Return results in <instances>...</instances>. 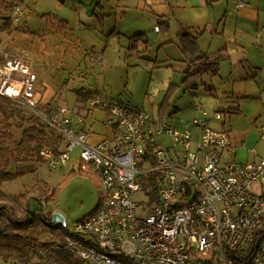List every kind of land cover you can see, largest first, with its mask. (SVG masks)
<instances>
[{
    "label": "built area",
    "instance_id": "obj_1",
    "mask_svg": "<svg viewBox=\"0 0 264 264\" xmlns=\"http://www.w3.org/2000/svg\"><path fill=\"white\" fill-rule=\"evenodd\" d=\"M23 15L17 6L11 18L18 23ZM3 57L0 96L63 139L62 150L41 149L44 164L66 167L78 151L80 170L100 179L99 210L75 223L72 231L63 226L59 240L78 261L264 264V160L239 162L229 132L213 128L201 108L203 118L177 129L144 110L93 97L91 105L107 111L106 125L113 131L111 138L94 145L82 130V116L37 98L38 76L31 64ZM214 113L213 119H219ZM41 207L38 215H48L45 200Z\"/></svg>",
    "mask_w": 264,
    "mask_h": 264
},
{
    "label": "rangeland",
    "instance_id": "obj_2",
    "mask_svg": "<svg viewBox=\"0 0 264 264\" xmlns=\"http://www.w3.org/2000/svg\"><path fill=\"white\" fill-rule=\"evenodd\" d=\"M113 6L112 0H23L21 22L15 24L12 34L1 37L10 51L29 55L34 72L47 85L48 93L57 95L52 103L70 108L74 114L78 115L74 109L78 102L84 101L91 93H99L108 102L127 104L160 120V110L168 100L163 118L177 129H183L185 122L203 118L198 110L201 107L213 128L232 132L251 129L262 136L264 95L241 105L233 100L227 103L220 71L218 76L207 74L196 79L197 86L190 87L184 81V74L161 64L166 59L164 50L174 52L175 49L181 56L176 34L156 35L150 30L147 34L150 42L132 40V36L139 32L127 33L121 30L122 27L116 28L118 23L113 15ZM4 16L10 14H0V29ZM145 19H149L147 13ZM122 33L129 37L125 44L119 45ZM262 69L258 81L264 92V66ZM12 102L19 116L14 120L12 129L15 141L19 142L22 138L20 126L27 128L35 125L44 130L43 139L49 142L44 146L56 145L57 135L40 125L27 110ZM90 102L85 103L89 108ZM229 109H234V112L229 114ZM214 112L220 113L219 119H213ZM104 119V115L97 111L90 113L87 121L93 123L96 134L104 135L107 133ZM5 135L4 124L0 123V142L11 149L16 148L14 141H9ZM32 146L24 147L23 152ZM247 150L244 152L247 153ZM254 150L258 159L264 160V137L259 149ZM76 156L78 151L66 167L55 169L40 162L32 164L21 161L16 168L23 176L5 182L1 189L7 196L24 194L30 197L35 194L37 182H40L46 192L43 198L47 203L46 213L52 218L57 216V222L72 231L75 223L99 210L103 197L98 175L81 171ZM254 157L251 154V158ZM253 190L256 193L262 191L257 185ZM30 205L31 214L40 213L37 201L32 200ZM24 214L25 204L18 210V218L22 219ZM37 217L41 225L29 228L24 236L36 248L38 246L39 250H45L46 243L54 234L43 225V218ZM34 261L36 258L29 264H34ZM0 264H17V260L15 256H0Z\"/></svg>",
    "mask_w": 264,
    "mask_h": 264
},
{
    "label": "crops",
    "instance_id": "obj_3",
    "mask_svg": "<svg viewBox=\"0 0 264 264\" xmlns=\"http://www.w3.org/2000/svg\"><path fill=\"white\" fill-rule=\"evenodd\" d=\"M239 1L244 3L243 7H240L236 0H112L114 5L112 11L118 23L115 26L116 28L122 27L121 30L127 33L139 32L134 36L146 35L142 40L136 41L150 42L147 36L150 30H153L156 35H162V33L170 35L174 32L181 56H179V51L175 49L174 52L164 50L166 59L161 64L162 66H170L179 74H184L187 69L186 55L179 46L180 34L188 30L200 34L198 42L203 52L211 57H216L221 52L227 55L220 66L223 89L227 97L234 98L235 96L237 100H234L241 105L245 101L260 99L264 95L258 81L264 66V0ZM102 5L101 2L100 7ZM146 13L149 17L148 20L145 19ZM11 16L12 12L10 13ZM12 24L13 26L9 30L0 31V61L4 59V55H8L10 57H20L32 64L28 58L29 55L16 54L6 47V42L1 36L13 33L17 23L12 20ZM156 27H159L160 30L156 31ZM128 37V34L122 33L119 37V45L125 44ZM136 48H138V45ZM40 79L38 76L37 98L42 103H52L57 95L49 94L47 85ZM93 97L108 102L99 93H91L84 98V101L78 102L74 107L78 111V115L71 113L84 118L85 123L82 125V130L90 134L89 141L91 144L98 145L111 138L113 131L111 127L106 125L108 118L106 110L93 107L91 102L90 108L85 105ZM227 103H231V100ZM54 105L63 106L61 104ZM97 111L103 114L106 119H104L105 122L103 121V125L107 128V133L104 135L96 134L93 130V123L90 124L87 121L89 114H94ZM160 115L161 119L164 120L165 114L163 115L161 110ZM227 132L231 136L232 144L236 149L235 156L239 162L255 163L263 160L258 159L259 156L254 150L255 148L259 149V144L263 141L264 136L262 133V136H260L251 129H247L245 132L238 130ZM198 134V130H195L194 138L196 140ZM61 148H63L62 143ZM245 149H248L247 153L244 152ZM251 154L255 157L251 158Z\"/></svg>",
    "mask_w": 264,
    "mask_h": 264
},
{
    "label": "trees",
    "instance_id": "obj_4",
    "mask_svg": "<svg viewBox=\"0 0 264 264\" xmlns=\"http://www.w3.org/2000/svg\"><path fill=\"white\" fill-rule=\"evenodd\" d=\"M23 0H0V14L11 13L17 6H21ZM3 24L0 31L9 30L13 24L10 16L3 17ZM199 36L196 32L191 30L185 31L179 36V46L186 55L185 63L187 69L184 72V81L191 86H197L196 79L202 78L204 75L218 76L220 71L221 63L227 58V55L220 53L216 57H211L209 54L203 52L199 45ZM146 35H136L132 40H142ZM147 43V42H146ZM166 64V63H164ZM189 87V86H188ZM237 98L234 96L227 97L228 101H235ZM236 102V101H235ZM169 101L167 100L161 109L163 115L166 112V107ZM234 109H229L228 113L232 114ZM219 113V112H218ZM220 114V113H219ZM19 117L16 113L15 106L11 99L0 96V123L4 124L6 129V138L9 141H14L15 147L11 149L9 146L4 145L0 142V256L10 258L15 256L17 264H29L36 258L34 264H83L78 261L71 253L65 250L60 245V238L65 234V229L62 224L54 222V218L50 214V217L41 216L43 225L52 231L54 237L50 239L49 243H46L45 250L36 248V245H32L33 242L29 241L24 233H28V229L41 225L38 222V217L31 214L30 202L35 200L38 202V208L40 209V201L46 196L44 188L37 182V189L30 197L27 195L7 196L2 191V186L5 182L11 181L14 178L22 177L23 174L17 172V164L22 162L25 163H43L40 158V151L45 146L43 139L44 130L37 126H30L22 129V138L19 142L14 140L12 129L14 127V120ZM50 134V133H49ZM56 135V134H55ZM56 145H51L54 150H62L61 143L63 139L57 135ZM30 149L24 153V147L32 145ZM49 146V145H46ZM14 168L13 172L12 169ZM33 170V169H32ZM30 199V200H29ZM25 204V214L22 219L18 218V210ZM27 207V209H26ZM58 231H61L58 233ZM256 242L253 248L250 250L252 253L256 249ZM250 256V254H249Z\"/></svg>",
    "mask_w": 264,
    "mask_h": 264
},
{
    "label": "water",
    "instance_id": "obj_5",
    "mask_svg": "<svg viewBox=\"0 0 264 264\" xmlns=\"http://www.w3.org/2000/svg\"><path fill=\"white\" fill-rule=\"evenodd\" d=\"M54 222L55 223L57 222V216H54Z\"/></svg>",
    "mask_w": 264,
    "mask_h": 264
}]
</instances>
